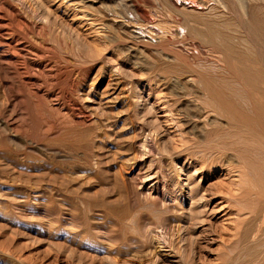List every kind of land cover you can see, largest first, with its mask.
I'll return each mask as SVG.
<instances>
[{"label": "rangeland", "instance_id": "1", "mask_svg": "<svg viewBox=\"0 0 264 264\" xmlns=\"http://www.w3.org/2000/svg\"><path fill=\"white\" fill-rule=\"evenodd\" d=\"M234 2L0 0V264H264V177L179 165V139L225 118L160 73L224 67L191 28Z\"/></svg>", "mask_w": 264, "mask_h": 264}, {"label": "bare ground", "instance_id": "2", "mask_svg": "<svg viewBox=\"0 0 264 264\" xmlns=\"http://www.w3.org/2000/svg\"><path fill=\"white\" fill-rule=\"evenodd\" d=\"M233 1H236L233 5L234 12L236 14L238 12L237 15L241 18L232 20L209 18L206 23L204 22L202 32L191 28L192 32L208 37L213 48L222 52L224 67L218 63V66L210 63L208 67L198 71L183 66L171 68L173 65H169L163 67L164 69L159 68L163 69L159 72L164 76L174 77L175 83L172 85L174 88L177 84L179 86L186 83L190 88L188 90L196 93L201 86L204 96L206 95L204 101L213 110L217 111L220 108L223 114L221 116L225 118L220 120L218 125L213 124L217 123L216 120H209L208 124L212 126L207 132L204 125L195 124L192 120L195 117L201 119L202 115L188 114L190 133L207 132L208 140L194 145L191 144L192 138L179 139L184 147V150L176 153L175 160L179 165L183 161V165L198 163L202 165V169L209 170L220 166L222 171L231 167L241 179L254 175L258 180L260 176L264 177V67L261 66L262 63L257 64L256 54L261 51L264 53V0ZM142 16L149 19L148 14L143 11ZM227 61L231 62L230 67ZM185 77L187 78L184 79ZM222 105L225 107H221ZM195 110L197 113L202 112L200 107ZM187 168L184 166L179 168L180 174L186 177V183L182 184V187L194 184L196 179L193 178L200 173L197 169L191 173ZM202 180L201 178L197 181L198 187L195 190L200 195L199 200L205 201L207 193L200 189ZM193 203L194 201L191 205ZM254 208L252 212L258 226L250 227L248 234L255 233L249 242L258 247L263 241L261 237L264 226V200L259 199Z\"/></svg>", "mask_w": 264, "mask_h": 264}]
</instances>
